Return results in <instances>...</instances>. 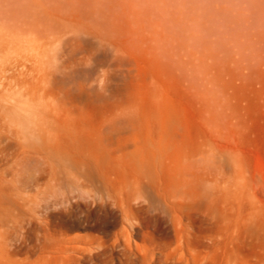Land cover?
<instances>
[{
  "label": "rangeland",
  "instance_id": "obj_1",
  "mask_svg": "<svg viewBox=\"0 0 264 264\" xmlns=\"http://www.w3.org/2000/svg\"><path fill=\"white\" fill-rule=\"evenodd\" d=\"M49 13L0 52V264H264V67L207 58L213 109L184 53Z\"/></svg>",
  "mask_w": 264,
  "mask_h": 264
},
{
  "label": "bare ground",
  "instance_id": "obj_2",
  "mask_svg": "<svg viewBox=\"0 0 264 264\" xmlns=\"http://www.w3.org/2000/svg\"><path fill=\"white\" fill-rule=\"evenodd\" d=\"M51 10L86 15L96 28L127 27L166 58L184 53L186 59L173 66L192 72L189 80L213 109L218 108L214 89L196 81L207 74V58L264 67V0H0V52L24 41L42 42L60 29Z\"/></svg>",
  "mask_w": 264,
  "mask_h": 264
}]
</instances>
